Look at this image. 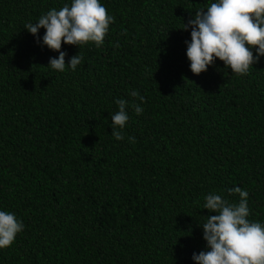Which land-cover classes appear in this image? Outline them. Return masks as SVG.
<instances>
[{"label":"trees","instance_id":"1","mask_svg":"<svg viewBox=\"0 0 264 264\" xmlns=\"http://www.w3.org/2000/svg\"><path fill=\"white\" fill-rule=\"evenodd\" d=\"M100 2L115 18L104 43L62 44L66 64L83 60L59 72L46 30L38 43L25 24L71 0H0V211L25 226L0 264H195L204 197L238 203L235 187L264 224V56L244 76L219 59L195 75L183 23L215 0Z\"/></svg>","mask_w":264,"mask_h":264},{"label":"clouds","instance_id":"2","mask_svg":"<svg viewBox=\"0 0 264 264\" xmlns=\"http://www.w3.org/2000/svg\"><path fill=\"white\" fill-rule=\"evenodd\" d=\"M114 19L100 0H71L70 5L47 11L36 23L25 24V29L33 36L41 28L46 30L43 45L59 53L58 57L50 58L49 67L64 72L67 66L75 71L83 56L78 53L66 64L67 53L61 50L62 44L80 48L94 43L100 47ZM189 28L191 41H185L186 55L195 75L206 72L219 59L233 74L244 76L264 56V0H215L183 23L182 30ZM252 49L256 50L255 56ZM129 96L135 114H142L140 105L145 97L137 90H132ZM115 103L118 111L111 116V135L120 141L124 139L121 130L129 119L126 111L129 101L118 98ZM129 141L134 142V138ZM228 193L238 194L239 202H230L215 193L204 197L203 209L209 215L200 226L207 250L193 253L192 259L195 264H264V224L247 219L248 192L235 187L228 189ZM24 227L14 213L0 211V249L10 247Z\"/></svg>","mask_w":264,"mask_h":264}]
</instances>
